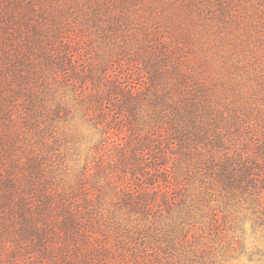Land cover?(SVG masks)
Wrapping results in <instances>:
<instances>
[{"label":"trees","instance_id":"1","mask_svg":"<svg viewBox=\"0 0 264 264\" xmlns=\"http://www.w3.org/2000/svg\"><path fill=\"white\" fill-rule=\"evenodd\" d=\"M251 236L264 0H0V264H231Z\"/></svg>","mask_w":264,"mask_h":264},{"label":"rangeland","instance_id":"2","mask_svg":"<svg viewBox=\"0 0 264 264\" xmlns=\"http://www.w3.org/2000/svg\"><path fill=\"white\" fill-rule=\"evenodd\" d=\"M69 105L72 103L69 101ZM75 113V114H74ZM74 120L80 117L79 113L73 112ZM71 124V122H70ZM77 133L81 135V144L77 149L75 155L77 168L81 169L86 163V157L89 154V148L100 140V133L92 126L87 123L77 120L73 123ZM258 248L264 249V243L262 241L256 240L254 237H249L247 240V246L245 247L244 253L241 254L237 260H232L231 264H261L258 258H250V254L255 252Z\"/></svg>","mask_w":264,"mask_h":264}]
</instances>
